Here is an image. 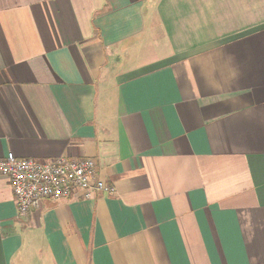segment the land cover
<instances>
[{
    "label": "crops",
    "instance_id": "1",
    "mask_svg": "<svg viewBox=\"0 0 264 264\" xmlns=\"http://www.w3.org/2000/svg\"><path fill=\"white\" fill-rule=\"evenodd\" d=\"M8 153L113 191L0 177V264H264V0H0Z\"/></svg>",
    "mask_w": 264,
    "mask_h": 264
},
{
    "label": "built area",
    "instance_id": "2",
    "mask_svg": "<svg viewBox=\"0 0 264 264\" xmlns=\"http://www.w3.org/2000/svg\"><path fill=\"white\" fill-rule=\"evenodd\" d=\"M0 177L7 180L19 213L39 207L44 200L66 198L78 191L85 198L113 191L97 177L95 163L89 158L35 161L8 153L0 157Z\"/></svg>",
    "mask_w": 264,
    "mask_h": 264
}]
</instances>
